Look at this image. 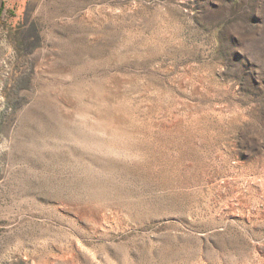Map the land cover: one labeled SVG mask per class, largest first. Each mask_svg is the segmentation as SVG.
<instances>
[{
	"label": "rangeland",
	"instance_id": "rangeland-1",
	"mask_svg": "<svg viewBox=\"0 0 264 264\" xmlns=\"http://www.w3.org/2000/svg\"><path fill=\"white\" fill-rule=\"evenodd\" d=\"M0 264H264V0H0Z\"/></svg>",
	"mask_w": 264,
	"mask_h": 264
}]
</instances>
